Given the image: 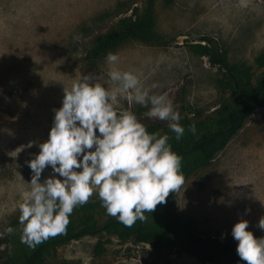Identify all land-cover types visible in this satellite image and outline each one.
Wrapping results in <instances>:
<instances>
[{"label": "rangeland", "instance_id": "374dc122", "mask_svg": "<svg viewBox=\"0 0 264 264\" xmlns=\"http://www.w3.org/2000/svg\"><path fill=\"white\" fill-rule=\"evenodd\" d=\"M127 18L149 19L147 36L110 51L119 57L115 65L106 61L107 54L93 58L98 41ZM201 45H212L227 58L241 91L226 70L211 64ZM113 66L135 72L145 86L157 83L152 92L166 94L179 111L184 135L177 140L167 121L145 116L148 108L130 102L125 93H119L116 106L133 111L145 126L167 133L171 145L187 150L219 125L224 108L237 107L246 93L264 85V0H0V264L21 261L33 248L20 239L18 202L31 188L25 161L47 139L63 87L92 73L112 90L107 73ZM193 124L194 134L189 130ZM175 152L182 156L185 182L153 213H145L146 225L176 219L201 236L235 241L233 225L247 220L248 230L264 237L259 227L264 217V106L211 160ZM109 218L116 217L106 213L94 192L73 210L70 222L77 229ZM8 226L12 233L5 231ZM100 240L103 246L97 249ZM47 264L200 263L177 249L158 255L149 246L110 234L59 244Z\"/></svg>", "mask_w": 264, "mask_h": 264}, {"label": "clouds", "instance_id": "9594fccd", "mask_svg": "<svg viewBox=\"0 0 264 264\" xmlns=\"http://www.w3.org/2000/svg\"><path fill=\"white\" fill-rule=\"evenodd\" d=\"M118 59L116 53L106 55L111 65ZM107 77L112 90L92 73L63 87L47 139L25 161L31 188L18 202V210L20 239L29 247L63 233L73 210L94 192L108 215L131 227L146 220V212L153 213L185 182L182 156L173 151L169 135L149 132L133 111L116 105L119 93H125L130 102L148 108L145 116L167 121L177 140L185 132L179 111L166 94L152 92L157 83L145 86L133 71L113 66ZM189 130L194 134L195 125ZM46 169L50 171L42 178ZM259 227L264 229V217ZM248 229L247 220L231 229L236 254L246 264H264V237L256 238ZM5 231L14 229L8 226Z\"/></svg>", "mask_w": 264, "mask_h": 264}, {"label": "trees", "instance_id": "16d2710c", "mask_svg": "<svg viewBox=\"0 0 264 264\" xmlns=\"http://www.w3.org/2000/svg\"><path fill=\"white\" fill-rule=\"evenodd\" d=\"M135 12V9H133ZM149 19L133 20L123 19L122 27L104 35L91 52L93 58L102 57L117 48L126 40L139 37L145 38L149 30ZM208 40L209 39H204ZM202 52L209 57L214 66L226 70L234 82V88L241 91V85L237 80L235 69L230 65L227 58L217 51L212 45H201ZM264 106V85L257 90L246 93L239 100L237 107L224 108V119L215 129L208 130L197 138L189 149L184 150L181 146L172 145L173 151L182 155L197 154L204 160H211L218 154L227 143L243 129L250 116ZM149 132H158L153 126H146ZM115 234L121 239L129 240L134 245L149 246L156 254L161 255L177 249L182 254L195 257L200 264H246L236 254V243L233 240L223 241L211 236H201L191 230L190 225L176 219L164 222L154 221L150 226L138 220L131 227H126L116 218H109L101 225L84 222L75 229L69 223L63 233L50 237L43 243L36 245L18 262L11 264H47V256L51 249L57 245L72 240H79L87 236ZM103 241L97 244V249L102 248Z\"/></svg>", "mask_w": 264, "mask_h": 264}]
</instances>
